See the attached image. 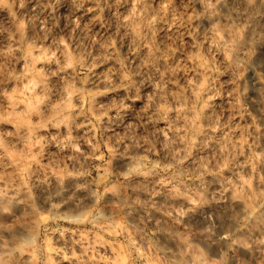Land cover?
<instances>
[{
    "label": "clouds",
    "instance_id": "9594fccd",
    "mask_svg": "<svg viewBox=\"0 0 264 264\" xmlns=\"http://www.w3.org/2000/svg\"><path fill=\"white\" fill-rule=\"evenodd\" d=\"M264 0H0V264H264Z\"/></svg>",
    "mask_w": 264,
    "mask_h": 264
},
{
    "label": "rangeland",
    "instance_id": "374dc122",
    "mask_svg": "<svg viewBox=\"0 0 264 264\" xmlns=\"http://www.w3.org/2000/svg\"><path fill=\"white\" fill-rule=\"evenodd\" d=\"M261 143L264 144V139L261 140Z\"/></svg>",
    "mask_w": 264,
    "mask_h": 264
}]
</instances>
